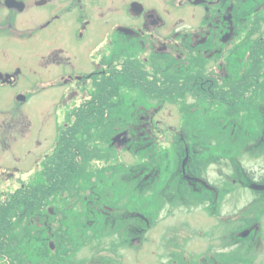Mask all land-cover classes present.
Returning <instances> with one entry per match:
<instances>
[{"label":"trees","instance_id":"trees-1","mask_svg":"<svg viewBox=\"0 0 264 264\" xmlns=\"http://www.w3.org/2000/svg\"><path fill=\"white\" fill-rule=\"evenodd\" d=\"M231 50L223 47L221 57L213 59L193 56L187 66L169 74H112L109 90L87 91L78 105L64 108L54 148L25 187L0 206V264H120L117 250L129 240L144 239L170 204H203L214 212L215 199L228 189L210 182L206 171L211 165L231 171L230 183L239 170L254 184L249 189L253 199L247 204L255 205L253 214L235 226L221 221L223 226L243 231L260 223L264 167L255 175L243 166L242 157L264 162V57L253 56L246 68L248 47L241 50L239 65ZM220 59L223 74L211 70L210 63ZM235 69L243 75L234 74ZM244 80L249 88L241 86ZM163 100L177 111V125L167 128L160 139L147 131L136 133L138 116ZM124 131L129 140L118 150L112 138ZM123 152L131 155V162L122 159ZM175 196L190 200L179 203ZM109 215L114 216L113 229L119 236L99 252L98 244L108 236ZM238 238V243L249 242L247 237ZM186 239L184 234L175 242L184 245ZM175 242L170 241L167 264L213 261L207 253L187 254ZM83 248H89L91 256L77 259ZM237 255L220 257L224 264L242 263Z\"/></svg>","mask_w":264,"mask_h":264},{"label":"flooded vegetation","instance_id":"flooded-vegetation-1","mask_svg":"<svg viewBox=\"0 0 264 264\" xmlns=\"http://www.w3.org/2000/svg\"><path fill=\"white\" fill-rule=\"evenodd\" d=\"M183 10L185 17H171L170 12ZM172 19L194 24L170 31ZM223 47L232 49L236 65L248 47L246 68L253 56L264 57V51L255 52L264 48V0H0V206L40 169L56 144L63 109L75 107L74 99L79 97L78 105L87 91L109 90L112 74H169L187 66L193 56L221 57ZM210 65L224 73L221 59ZM237 70L233 73L242 76ZM244 85L251 84L244 80ZM42 91L54 92L46 101L55 99L57 126L47 151L32 161L33 125L25 106ZM63 91H74V98L67 101ZM166 103L143 110L139 126ZM123 135L122 143L129 140L124 131L113 142L118 145Z\"/></svg>","mask_w":264,"mask_h":264},{"label":"rangeland","instance_id":"rangeland-1","mask_svg":"<svg viewBox=\"0 0 264 264\" xmlns=\"http://www.w3.org/2000/svg\"><path fill=\"white\" fill-rule=\"evenodd\" d=\"M170 14L174 20L177 19L178 16L185 17L184 10L182 12L176 11L174 15H172L171 12ZM173 19L170 20V31L173 28H185L183 25L194 24L191 21L188 23V20L180 19L174 22ZM194 40L198 41L200 39L195 36ZM49 93L50 92L45 91L34 93L25 106L30 111V119L33 125L30 140L32 161H35L38 154L47 151V148H49L54 141L55 127L57 126L54 116L58 111L56 110V112H54L53 110V101L55 99L51 101V104L46 101L54 97L52 95L54 92L51 91V94ZM74 93V91H63L62 97L69 101L71 98H74ZM78 101L79 97L74 99L71 104L76 105ZM46 102L49 104H46ZM150 119L148 123L135 127L136 133L143 135V133L147 131V133L149 132L148 134L155 135L159 138L163 136L162 133H164L167 128L177 125L179 116L175 108L166 103L159 111L157 110L153 113ZM42 120L46 122H43V124ZM35 129L39 130V132H35ZM126 138L127 137L123 135L120 140H118L120 141L117 145L118 148L123 147L122 140ZM123 160L131 162V155L129 153H124ZM242 164L248 171L253 172L255 175H258L264 167L263 160L256 157L249 158L243 156ZM230 172L231 171L228 169H221V166L211 165L207 168L206 173L210 182L220 185L223 183L224 187L228 189V193L225 196L220 195L221 198L215 199L217 208H215L212 214H210L206 207H203V204L191 207L181 205L173 206L170 204V210L165 207L159 213L156 225L145 233L144 239L129 240L125 248L117 250V254L121 256L120 264H167L169 263L167 259L170 256V241L175 242L177 238H181L184 234L187 236L184 245H178L177 242H175L178 248L179 246L182 247L187 254L197 255L207 253L210 257L213 256L211 257L213 261H208L207 264H224V258L220 256L225 257V255L230 252L232 254H238L237 256L243 258V262L238 264H264V216L263 218L261 217L262 220L260 223H254L252 227L246 228L242 232L230 231L229 227L223 226L222 224V222L226 224H230L231 222V226H235L240 218H247L249 215L253 214V209L255 207L254 204L247 207V204L253 199V194L250 190L254 184L250 183L239 170L235 174V180L230 183L227 180ZM183 195L187 196L184 193ZM166 199L169 200L168 197ZM175 200L179 203L181 201L186 203L190 199L187 198L185 200L181 197H176ZM259 205H261V203H259ZM246 209L251 210L247 211ZM213 213H220V216L216 217ZM105 223L108 236L103 239L102 243L98 244L100 245L99 252H101L102 247H107V243L110 240H117L119 236L118 232L113 229L115 224L113 215H109L107 219H105ZM125 227L128 228L127 226ZM241 236L244 239L246 237L249 238V242L246 240H244L243 243L236 242L239 240L238 237ZM93 242L95 243L96 241ZM91 254L92 251L89 248H83L78 252L76 258L91 256ZM93 256L98 259L95 251L93 252ZM204 263L206 264V262H201L200 264Z\"/></svg>","mask_w":264,"mask_h":264}]
</instances>
